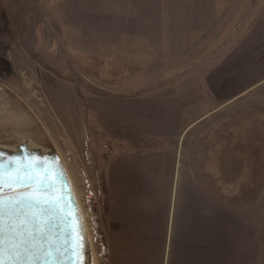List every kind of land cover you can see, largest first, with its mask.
<instances>
[{
  "label": "rangeland",
  "instance_id": "1",
  "mask_svg": "<svg viewBox=\"0 0 264 264\" xmlns=\"http://www.w3.org/2000/svg\"><path fill=\"white\" fill-rule=\"evenodd\" d=\"M51 141L90 264H264V0H0V148Z\"/></svg>",
  "mask_w": 264,
  "mask_h": 264
},
{
  "label": "snow or ice",
  "instance_id": "2",
  "mask_svg": "<svg viewBox=\"0 0 264 264\" xmlns=\"http://www.w3.org/2000/svg\"><path fill=\"white\" fill-rule=\"evenodd\" d=\"M55 172L65 175L58 163ZM52 174L33 157L0 163V264H90L82 218L67 206L70 184L57 195ZM53 219L65 234L60 240L48 230Z\"/></svg>",
  "mask_w": 264,
  "mask_h": 264
},
{
  "label": "water",
  "instance_id": "3",
  "mask_svg": "<svg viewBox=\"0 0 264 264\" xmlns=\"http://www.w3.org/2000/svg\"><path fill=\"white\" fill-rule=\"evenodd\" d=\"M0 163L7 164L8 161H10L12 158H24L26 156L35 158L36 162L42 163L45 165V167H51L53 168V174H52V180L56 183L57 186V195L60 194L59 189L62 187H65L70 184V191L72 193L71 196L65 197L68 202V208L73 212L74 216H78L82 218V228L85 233V227H84V221L82 212L80 209L79 201L76 195V192L74 190L72 181L70 179V176L64 167L62 161L58 157V155L55 152H49V153H36L32 150H30L26 146H21L20 149L17 152L11 153L10 151H7L5 149L0 148ZM59 164L62 166L63 173L65 174L62 178H58L56 176L55 172V166L56 164ZM48 230L50 233L54 234L56 236L57 240H60L62 238V235H65L62 232L61 224L58 219H53L49 225ZM86 235V234H85ZM85 255H86V241H85ZM57 257L59 258V254L57 253Z\"/></svg>",
  "mask_w": 264,
  "mask_h": 264
},
{
  "label": "bare ground",
  "instance_id": "4",
  "mask_svg": "<svg viewBox=\"0 0 264 264\" xmlns=\"http://www.w3.org/2000/svg\"><path fill=\"white\" fill-rule=\"evenodd\" d=\"M30 150H32V151H34V152H36V153H49L50 151H48V152H44L43 150L42 151H37L36 149H34V148H32V147H28ZM19 150V149H18ZM18 150H12V151H10L11 153H13V152H17ZM71 176V175H70ZM72 179V178H71ZM77 195V194H76ZM77 198H78V196H77ZM82 212V211H81ZM83 216V215H82ZM83 221H84V227H85V229H86V224H85V220H84V217H83ZM85 233H86V231H85ZM86 256H87V250H86ZM85 264H86V261H85Z\"/></svg>",
  "mask_w": 264,
  "mask_h": 264
},
{
  "label": "crops",
  "instance_id": "5",
  "mask_svg": "<svg viewBox=\"0 0 264 264\" xmlns=\"http://www.w3.org/2000/svg\"><path fill=\"white\" fill-rule=\"evenodd\" d=\"M84 112H85V110L83 111V113ZM141 112H143V110ZM169 139H170V137H169ZM51 142H52V145L51 146H52L53 150L58 154V156H60V151H61L60 148L53 141H51ZM175 164H176V157H175ZM195 193H198V191H196Z\"/></svg>",
  "mask_w": 264,
  "mask_h": 264
}]
</instances>
